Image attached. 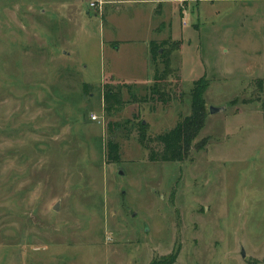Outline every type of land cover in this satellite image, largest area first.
Here are the masks:
<instances>
[{
  "label": "rangeland",
  "instance_id": "1",
  "mask_svg": "<svg viewBox=\"0 0 264 264\" xmlns=\"http://www.w3.org/2000/svg\"><path fill=\"white\" fill-rule=\"evenodd\" d=\"M92 1L0 0V264H151L177 253L174 264H264V48H240L246 26L210 25L238 21L251 3ZM171 35L183 48L163 106L150 95V44ZM106 82L124 101L112 114ZM195 102L204 126L189 158L152 162L139 125L155 139ZM109 139L119 162L107 159Z\"/></svg>",
  "mask_w": 264,
  "mask_h": 264
},
{
  "label": "trees",
  "instance_id": "2",
  "mask_svg": "<svg viewBox=\"0 0 264 264\" xmlns=\"http://www.w3.org/2000/svg\"><path fill=\"white\" fill-rule=\"evenodd\" d=\"M151 47V60L154 64L156 71L153 77L154 84L150 88V95L152 100L161 103L163 106L171 104L174 100V96L167 92L169 77L176 75V70L173 68L172 56L174 53L181 51L182 43L174 40L172 37L168 40L153 41L150 44ZM159 63V64H158ZM163 65V69L159 65ZM180 78H178V83ZM203 84V86H202ZM127 87L130 86L127 82ZM202 86V87H201ZM209 86V82L206 78L196 82L193 89V99L202 100L204 93ZM93 88L90 84H84L83 90L85 94L89 93V90ZM104 107L107 114H112L115 111H119L124 101L122 98L121 90H118L112 84L106 82L104 84ZM195 100V101H196ZM154 111L155 108H152ZM193 114L188 118L178 122L176 127L166 133L158 135L155 139L148 137L149 127L144 122L139 125L140 127V143L145 145L149 149V158L152 162H184L189 157L190 150L192 149L193 140L199 135L203 128L204 111L197 109L196 102L193 105ZM115 124H109V132H112V127ZM156 142L161 145V150H153L149 148V143ZM107 159L110 162H119L121 160L120 146L112 139L107 142ZM178 253L175 254L170 260H162L158 262L153 261L151 264H174L177 261Z\"/></svg>",
  "mask_w": 264,
  "mask_h": 264
},
{
  "label": "crops",
  "instance_id": "3",
  "mask_svg": "<svg viewBox=\"0 0 264 264\" xmlns=\"http://www.w3.org/2000/svg\"><path fill=\"white\" fill-rule=\"evenodd\" d=\"M149 1H153V0H139V1L136 0V1H134L135 2L134 5L146 4ZM218 1L219 0H217V2ZM220 1H232L233 3L234 2H236V3L244 2V0H220ZM245 1H246V3H251V4L250 5L245 4L246 9L244 11H242V13H243L242 15H239L240 19H238V21H236L237 19H235V17H234V19L232 21H229V22L223 21L222 22V18L218 17V19H216L213 23H210V25L212 26L211 28L217 30V32L222 31V30L225 31V29L229 30L230 28L234 27V23H237V25L242 27V28L246 26L247 30H248L247 32H249L248 36L246 35V33H238V30H236V32H235V33L239 34L238 37L240 38V42H241L238 44H240V48L242 47L243 50H246V51H244L245 53L252 54V55H253V53H255L254 55H256V54L260 55L262 53V51L259 52V50H257V48H261V47L264 48V7H262L261 5H258L257 3H259V2L264 3V0H245ZM116 2L121 3V5H123V3H126L125 0H118V1L116 0ZM156 3H158V0L156 1ZM219 13L220 12L218 11L216 14L219 15ZM204 19H207V15H205ZM213 19H215V18H213ZM243 21H245V24ZM206 24H209V23H203V25H201V23H200L198 25V29L199 30L203 29ZM242 31H244V29H242ZM228 33L234 34V31H230ZM171 34L173 35V33H171ZM172 35L170 36V38L172 37ZM170 38H168V39H170ZM221 46H222L221 50L223 51L224 54L230 52V50L226 48L225 44H223V45L221 44ZM254 49H256V51H254ZM259 77L264 78V76H259Z\"/></svg>",
  "mask_w": 264,
  "mask_h": 264
},
{
  "label": "water",
  "instance_id": "4",
  "mask_svg": "<svg viewBox=\"0 0 264 264\" xmlns=\"http://www.w3.org/2000/svg\"><path fill=\"white\" fill-rule=\"evenodd\" d=\"M209 109H210L211 114H213V115L221 114V112L226 110L224 107H221V108L210 107ZM119 174L122 175L123 173L119 172ZM54 210H59V203L56 205ZM243 256H245V252H243Z\"/></svg>",
  "mask_w": 264,
  "mask_h": 264
},
{
  "label": "built area",
  "instance_id": "5",
  "mask_svg": "<svg viewBox=\"0 0 264 264\" xmlns=\"http://www.w3.org/2000/svg\"><path fill=\"white\" fill-rule=\"evenodd\" d=\"M99 5H103V2L101 0H93L91 3L92 8L99 7ZM95 119H97V117Z\"/></svg>",
  "mask_w": 264,
  "mask_h": 264
}]
</instances>
